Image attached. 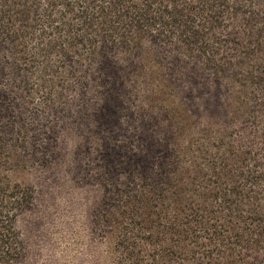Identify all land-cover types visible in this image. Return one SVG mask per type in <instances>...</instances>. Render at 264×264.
I'll use <instances>...</instances> for the list:
<instances>
[{"label": "trees", "instance_id": "1", "mask_svg": "<svg viewBox=\"0 0 264 264\" xmlns=\"http://www.w3.org/2000/svg\"><path fill=\"white\" fill-rule=\"evenodd\" d=\"M61 144L111 264H264V0H0V264Z\"/></svg>", "mask_w": 264, "mask_h": 264}, {"label": "rangeland", "instance_id": "2", "mask_svg": "<svg viewBox=\"0 0 264 264\" xmlns=\"http://www.w3.org/2000/svg\"><path fill=\"white\" fill-rule=\"evenodd\" d=\"M60 157L37 166L30 177L36 187L33 205L18 218L24 252L14 264H111L110 242L94 229L98 191L76 184L67 169L63 145Z\"/></svg>", "mask_w": 264, "mask_h": 264}]
</instances>
